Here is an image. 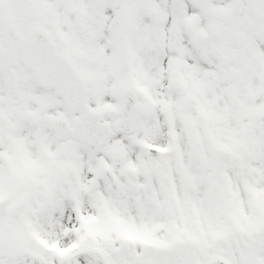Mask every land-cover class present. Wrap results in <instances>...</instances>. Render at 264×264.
I'll list each match as a JSON object with an SVG mask.
<instances>
[{
  "label": "snow or ice",
  "instance_id": "snow-or-ice-1",
  "mask_svg": "<svg viewBox=\"0 0 264 264\" xmlns=\"http://www.w3.org/2000/svg\"><path fill=\"white\" fill-rule=\"evenodd\" d=\"M0 264H264V0H0Z\"/></svg>",
  "mask_w": 264,
  "mask_h": 264
}]
</instances>
